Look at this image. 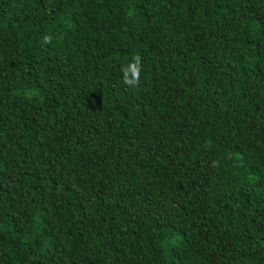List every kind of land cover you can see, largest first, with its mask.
Returning a JSON list of instances; mask_svg holds the SVG:
<instances>
[{"label": "trees", "instance_id": "16d2710c", "mask_svg": "<svg viewBox=\"0 0 264 264\" xmlns=\"http://www.w3.org/2000/svg\"><path fill=\"white\" fill-rule=\"evenodd\" d=\"M0 264H264V0H0Z\"/></svg>", "mask_w": 264, "mask_h": 264}, {"label": "clouds", "instance_id": "9594fccd", "mask_svg": "<svg viewBox=\"0 0 264 264\" xmlns=\"http://www.w3.org/2000/svg\"><path fill=\"white\" fill-rule=\"evenodd\" d=\"M123 82L132 88H138L140 86V76L142 72L141 57L136 55L133 57L127 65L122 69Z\"/></svg>", "mask_w": 264, "mask_h": 264}]
</instances>
